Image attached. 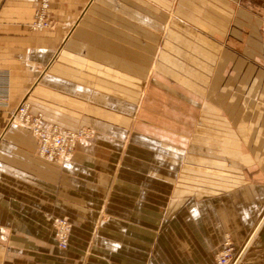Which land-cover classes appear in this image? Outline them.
<instances>
[{
    "label": "crops",
    "instance_id": "0c3cea01",
    "mask_svg": "<svg viewBox=\"0 0 264 264\" xmlns=\"http://www.w3.org/2000/svg\"><path fill=\"white\" fill-rule=\"evenodd\" d=\"M39 5L0 0V264H264V0ZM25 98L90 144L41 158Z\"/></svg>",
    "mask_w": 264,
    "mask_h": 264
},
{
    "label": "built area",
    "instance_id": "2783aa9c",
    "mask_svg": "<svg viewBox=\"0 0 264 264\" xmlns=\"http://www.w3.org/2000/svg\"><path fill=\"white\" fill-rule=\"evenodd\" d=\"M51 0H40L35 12L34 21L29 25L33 31H43L53 26L50 16ZM1 78V76H0ZM9 99L7 86L0 80V103H7ZM10 123L29 128L37 139V154L53 163L64 164L70 161L77 146L81 143L89 144L92 136L90 130H72L55 123H47L42 112H32L30 101L25 98L10 115ZM54 237L62 249H67L73 225L67 217L51 218ZM234 248L229 239L217 255L219 264H231Z\"/></svg>",
    "mask_w": 264,
    "mask_h": 264
},
{
    "label": "rangeland",
    "instance_id": "374dc122",
    "mask_svg": "<svg viewBox=\"0 0 264 264\" xmlns=\"http://www.w3.org/2000/svg\"><path fill=\"white\" fill-rule=\"evenodd\" d=\"M43 113V112H42ZM69 129V128H68ZM79 129H86V130H90V132H91V134H92V136H91V138H90V142H91V140H92V138H93V136H94V133H93V131L91 130V129H89V128H86V127H82V128H79ZM79 129H76V130H79ZM73 130V129H72ZM90 144V143H89ZM227 239H229L230 241H231V243H232V246H233V248H234V242H233V239H232V237L231 236H229V237H227L226 238V240ZM225 240V241H226ZM234 252H235V248H234ZM219 254V253H218ZM217 254V255H218ZM216 259H217V256H216ZM234 259V258H233ZM218 262V261H217Z\"/></svg>",
    "mask_w": 264,
    "mask_h": 264
},
{
    "label": "water",
    "instance_id": "95a60500",
    "mask_svg": "<svg viewBox=\"0 0 264 264\" xmlns=\"http://www.w3.org/2000/svg\"><path fill=\"white\" fill-rule=\"evenodd\" d=\"M243 256V252L242 254L239 256V258L237 259V261L235 262V264H238V262L240 261L241 257Z\"/></svg>",
    "mask_w": 264,
    "mask_h": 264
}]
</instances>
